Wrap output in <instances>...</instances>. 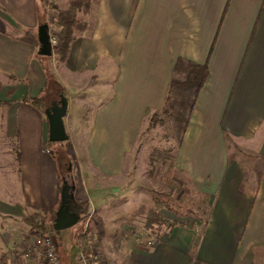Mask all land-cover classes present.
Here are the masks:
<instances>
[{
  "label": "crops",
  "instance_id": "1",
  "mask_svg": "<svg viewBox=\"0 0 264 264\" xmlns=\"http://www.w3.org/2000/svg\"><path fill=\"white\" fill-rule=\"evenodd\" d=\"M44 11L38 0H0V100L13 90L3 131L19 157L17 171L0 177V253L31 243L20 217L59 202L46 121L20 100L41 97L53 80L67 102L74 203L100 217L105 264H264V0H89L75 13L86 27L61 61L58 47L45 59L36 52ZM177 58L207 69L173 168L208 197V210L203 221L170 213L174 223L143 248L126 234L121 207L107 220L100 210L113 204L112 190L132 187L125 158L162 106Z\"/></svg>",
  "mask_w": 264,
  "mask_h": 264
},
{
  "label": "rangeland",
  "instance_id": "2",
  "mask_svg": "<svg viewBox=\"0 0 264 264\" xmlns=\"http://www.w3.org/2000/svg\"><path fill=\"white\" fill-rule=\"evenodd\" d=\"M62 1L63 0H56V3L54 2L52 5L60 6ZM42 8V10H44V7ZM48 9L49 8H45L44 12H51L50 9L49 11ZM55 12V10L52 11V13ZM48 34L58 38V34L54 28H51V30L48 31ZM40 58L45 59L47 57L41 56ZM59 90H62L59 83L56 84L55 82H50L46 85L44 91L40 95L44 101V109L50 107L54 101L59 100L58 96H56V91ZM62 95L64 96V94ZM146 125L137 135L133 150L125 158V167L123 170L128 173V180L130 181L129 185H132V187L128 188L127 194L119 192V189L117 192L112 190L108 195L110 199L113 200L111 202L113 204L110 203L112 207L108 204L105 206L104 210H100L102 214L105 215V218L107 217V220L112 218V214L116 211L115 206L121 207L117 212L120 213L119 215L121 219L126 220L127 227L125 232L134 238L137 233L139 235H144V237L157 238L160 233H163V231L165 232L169 228V225L174 223L173 220L167 221V219L173 218L172 214H170L172 212L166 211L162 208L161 212L164 216L161 215V217L164 222L161 224L154 223L150 229H144L143 222L145 216L140 207L156 209L154 204L156 199L166 201L171 207V210L179 217L187 216L184 222L190 221V218L193 217L203 221L208 210V197L192 191L187 185L185 187V179L173 168V157L177 148V139L180 133L177 124L175 125L172 119L165 118L162 124H158L148 130H145ZM14 143V138H7L4 135L3 108H0V177L5 178L7 175L11 173L13 174L17 171L18 164L15 159ZM44 148H46V151H50V153L54 155L55 160L59 163H56V167L60 177H67L69 169L74 161L73 158L70 157L69 142L65 143L63 141L60 143L48 144L45 141ZM233 152L238 153L237 150H233ZM242 156L245 162L250 161L249 157H245L246 155ZM172 184L179 187L173 188ZM181 188L187 190V193L181 192ZM71 207L73 210L74 206ZM93 212L94 211L89 209V211L84 214L80 216L78 215L79 219L74 225L59 231L52 230L51 219L46 223V230L53 231L51 233L54 234L56 251L60 264H69L71 260H74L76 253V237L79 235V230L84 223L83 218L87 213H90L91 215V227L87 229L92 230L94 234L89 232L87 235L86 230L84 234V236H86L82 238L83 240L81 242L84 249L89 252L92 250L96 252L102 263L105 264L104 255L100 250V240H97L93 229L95 217H98L100 222L101 219ZM27 234L31 236L28 232V227L26 226L25 229H23L22 237ZM32 238L34 237L32 236ZM31 240L33 241V239ZM32 241L30 244L26 242L27 245L25 246L24 244L25 247L22 250L20 249L19 253L17 251L15 252L13 249H7L5 251V254L7 255L5 264H25V262L30 264L35 261L36 255L31 254L33 253ZM139 246L143 247L142 245ZM25 254L29 255H26L27 257H25Z\"/></svg>",
  "mask_w": 264,
  "mask_h": 264
},
{
  "label": "trees",
  "instance_id": "3",
  "mask_svg": "<svg viewBox=\"0 0 264 264\" xmlns=\"http://www.w3.org/2000/svg\"><path fill=\"white\" fill-rule=\"evenodd\" d=\"M38 1L40 2L39 7L41 5V7L49 8L54 0H38ZM88 2L89 0H67L66 7L64 9L57 10L55 13H52L53 15L47 13V19L41 22V23L46 22L48 28L51 25H56L59 27V37H58L59 45L57 50V59L59 61L63 60L66 57L68 53L69 44L75 38V35L81 33L86 27V24L84 22L82 21L80 22L75 17V13L76 10H81L82 12H84L88 7ZM206 73H207V69L205 64H197L188 60H184L182 58H177L175 60L172 74L167 84L163 104L159 109L153 111L149 115L145 130L153 128L158 124L159 125L162 124L165 118L172 119L174 124L175 125L177 124L180 131L177 139V147H178L181 142V138L184 133L185 127L187 125L188 117L192 110L196 95L203 84ZM49 82H54V81L49 80ZM60 93L61 90L56 91V96H58V98ZM12 94H13V90L11 88L7 89L4 92V99L0 100V108H5L11 103L10 96ZM20 100L22 102L28 103L29 105L37 109L42 114L44 121H46L45 115L43 113L45 105L41 97L38 96L30 97L24 95ZM46 142L48 144L57 143V142H49L47 139ZM64 142L67 143L68 138ZM14 153H15V159L18 162L19 157L15 149V146H14ZM69 173H70V169H69ZM172 187L178 188L179 186L172 184ZM181 192L187 193V190L181 188ZM154 204L156 206V209L140 207L142 213L145 216L143 222L144 229H150L154 223L161 224L164 222V220L161 217V214H159L158 212L159 209L163 208L164 210L175 214V212L171 210V207L168 205V203L164 200L156 199L154 201ZM76 207L79 216L89 211L90 209L86 201L76 202ZM54 211L55 209L46 213H42V212L28 213L20 217L19 221L28 227V232L31 236L40 237L44 234L46 230V223L50 219L52 220V215H54ZM93 229L95 231L97 240L99 241L104 231L101 222L98 220V217H95ZM89 232L93 233L92 230L88 229L87 235ZM5 262H6L5 253H0V264H5ZM253 264H258V263H253Z\"/></svg>",
  "mask_w": 264,
  "mask_h": 264
},
{
  "label": "water",
  "instance_id": "4",
  "mask_svg": "<svg viewBox=\"0 0 264 264\" xmlns=\"http://www.w3.org/2000/svg\"><path fill=\"white\" fill-rule=\"evenodd\" d=\"M48 27L46 23H41L36 29V40L38 43L37 54L40 56H50L51 47L48 42ZM66 99L59 94V100L54 101L50 107L43 110L47 125V140L49 142H63L67 139L63 117L66 112ZM74 184L70 176L61 178L59 188V202L54 211L51 228L54 231L66 229L74 225L79 217L77 207L73 198ZM74 206V209H71Z\"/></svg>",
  "mask_w": 264,
  "mask_h": 264
},
{
  "label": "built area",
  "instance_id": "5",
  "mask_svg": "<svg viewBox=\"0 0 264 264\" xmlns=\"http://www.w3.org/2000/svg\"><path fill=\"white\" fill-rule=\"evenodd\" d=\"M48 42L51 47V50L54 51L59 45L58 39L49 34ZM90 213L85 214L83 218V225L79 230V237H77L75 242V258L73 264H103L100 260V257L94 252H91L84 249L82 244V238L84 237L85 231L87 228L91 227L90 224ZM51 231H45L44 234L40 237H34L32 241V252L31 254L36 255L35 261L30 264H60L56 251V244L54 234ZM135 239L139 245H142L145 248H149L155 244L157 238L155 237H144V235H135ZM29 254H25L27 257ZM26 261V260H25ZM27 264V262H25Z\"/></svg>",
  "mask_w": 264,
  "mask_h": 264
},
{
  "label": "flooded vegetation",
  "instance_id": "6",
  "mask_svg": "<svg viewBox=\"0 0 264 264\" xmlns=\"http://www.w3.org/2000/svg\"><path fill=\"white\" fill-rule=\"evenodd\" d=\"M72 208V207H71Z\"/></svg>",
  "mask_w": 264,
  "mask_h": 264
}]
</instances>
